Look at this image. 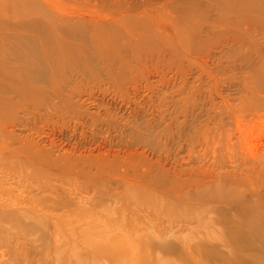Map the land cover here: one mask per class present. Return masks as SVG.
Masks as SVG:
<instances>
[{
  "label": "rangeland",
  "instance_id": "obj_1",
  "mask_svg": "<svg viewBox=\"0 0 264 264\" xmlns=\"http://www.w3.org/2000/svg\"><path fill=\"white\" fill-rule=\"evenodd\" d=\"M0 264H264V0H0Z\"/></svg>",
  "mask_w": 264,
  "mask_h": 264
},
{
  "label": "bare ground",
  "instance_id": "obj_2",
  "mask_svg": "<svg viewBox=\"0 0 264 264\" xmlns=\"http://www.w3.org/2000/svg\"><path fill=\"white\" fill-rule=\"evenodd\" d=\"M251 227H253V226H251ZM254 229H255V227H254ZM259 231V230H258ZM255 233H256V231H255ZM92 239L91 238H89L87 241L90 243V244H88L87 246L89 247V248H91V247H93L94 249H93V251L94 252H96V251H99V246H100V243L99 242H96V241H91ZM96 242V243H95Z\"/></svg>",
  "mask_w": 264,
  "mask_h": 264
}]
</instances>
